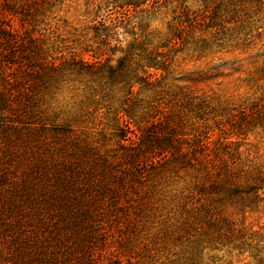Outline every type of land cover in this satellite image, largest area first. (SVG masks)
<instances>
[{"label": "trees", "instance_id": "obj_1", "mask_svg": "<svg viewBox=\"0 0 264 264\" xmlns=\"http://www.w3.org/2000/svg\"><path fill=\"white\" fill-rule=\"evenodd\" d=\"M67 1L0 0V264H264V159L246 142L264 134V62L241 101L201 89L206 73L169 79L180 51L248 50L264 0H86L90 32L49 59ZM121 30L135 41L114 65ZM71 76L87 97L50 114L44 93Z\"/></svg>", "mask_w": 264, "mask_h": 264}, {"label": "rangeland", "instance_id": "obj_2", "mask_svg": "<svg viewBox=\"0 0 264 264\" xmlns=\"http://www.w3.org/2000/svg\"><path fill=\"white\" fill-rule=\"evenodd\" d=\"M107 1V0H104ZM186 6L192 11L202 12L204 5L202 0H186ZM61 12L58 14V18H61V22L56 20L51 21V29L45 32V36L41 38L40 42H45V45L49 47V59L54 58L58 54L55 52L56 47L70 48L81 43V38L87 32H90L88 28L91 27V22L94 15H86V0H70L65 2L61 8ZM262 19V37L255 42L248 50H236L230 53H218L209 55L203 58H198L196 55L189 53L188 51H180L173 57V64L171 67L170 80L178 79L180 76H187L191 73H206L210 75V78L198 84V86L204 91H216L223 93L227 96H233L238 101L244 100L253 95V91L247 88L244 84V80L248 77L249 71L254 70L255 62L262 64L264 57L257 56L258 53L264 54V14L261 15ZM158 19L155 23H152L150 30H157L158 32H166V23L171 21L172 15L163 14L162 11L155 15ZM66 20V23L63 21ZM136 21V20H135ZM59 28V30H57ZM130 28H128L129 30ZM120 46L122 51H118L115 56L112 57L113 64L117 63V60L123 56V51L135 41V37L132 34L126 33L124 30L120 31ZM89 35L91 33H88ZM61 35L64 41L58 38ZM77 39H80L77 41ZM39 43V42H38ZM68 55V53H63ZM86 60H91L90 55H85ZM227 63L226 66L220 68L219 76L211 75L218 74L216 66ZM238 70V71H234ZM191 85V83H189ZM22 87L18 85V88ZM85 86L75 81L74 77L71 76L63 84L60 91L49 88L44 93L45 107L48 109L50 114H53L54 110H60L62 113L74 112L79 105L81 100H85L87 93L84 91ZM38 88H34L29 95L37 96ZM18 97H21V93H17V89L13 91ZM40 93V91H39ZM247 143L254 145L258 150L259 154L264 159V134L259 136L251 135L248 137ZM257 227V226H256ZM223 254L220 253L221 257ZM226 261V260H224ZM224 261L217 262L216 264H226ZM236 264V263H235Z\"/></svg>", "mask_w": 264, "mask_h": 264}]
</instances>
